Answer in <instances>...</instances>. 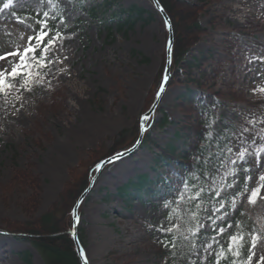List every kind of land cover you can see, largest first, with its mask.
I'll return each mask as SVG.
<instances>
[{"label":"rangeland","instance_id":"374dc122","mask_svg":"<svg viewBox=\"0 0 264 264\" xmlns=\"http://www.w3.org/2000/svg\"><path fill=\"white\" fill-rule=\"evenodd\" d=\"M119 1L124 8L143 7L151 12L152 20L147 23L139 20L133 29L116 30L109 37L105 25L92 19L86 11L102 0H85L84 5H80L79 0H59L51 5L39 4V0H15L11 8L0 12V52L10 50L11 43L18 42L20 34L25 37L31 34L18 19L27 18L26 22L37 28L34 20L39 19L38 14L43 11L58 18L56 27L65 37L58 44L57 52L63 63L44 69L43 82L31 84V91L13 92L7 100L0 96V226L9 221H33L50 211H54L57 218H64L63 205L67 202L64 191L66 185L74 181V172L81 163L100 148H112L122 130L133 129L154 103L159 88L154 85L155 79L168 40L167 25L152 0ZM6 2L0 0V8ZM208 2L199 12V21L206 31L186 59L210 57L204 64L212 71L208 74L210 77H204L203 83L198 85L189 81L187 71L181 68L149 122L145 133V138L149 139L131 155L107 164L98 174L80 204L77 224L88 264L167 262L168 258L160 253L162 244L158 242L167 233L158 229L162 223L169 224L165 219L168 208L164 205L177 199V174L183 168L175 162L174 156H170V166L154 161L169 143L186 149L195 143V133L189 126L196 123L197 113L188 106L193 105L191 100L198 95L187 97L188 89L205 96L213 94L217 99L207 134L211 139L220 134L225 125H232L239 142L252 145L248 148L247 164L236 158L237 163L227 171L218 187L223 186L219 197L232 195L245 184L249 189L254 187L253 182H245L244 177L253 175L255 180L262 170L254 167L256 158L251 153L264 145L261 139L264 93L254 91L264 87V60L255 59L264 57V0ZM60 20H66L67 27ZM5 66L6 62L0 61V68ZM192 73L197 75H193L194 78L199 77V73ZM165 116L168 123L159 126ZM244 128L252 131L243 132ZM140 133L141 130L138 137ZM131 139L128 137L119 145L121 150L117 153L130 148L136 141L129 145ZM261 160L264 161V153ZM243 167L252 172L245 173ZM234 168L240 169L235 177L228 174ZM18 170L37 175L41 182L39 188L35 189L32 184L24 188L18 183L12 185L11 180ZM141 175H147L152 183L135 188L133 184ZM233 182L237 187L226 186ZM127 184H131L128 194L121 195L120 188ZM36 193L39 205L33 213L28 199ZM235 200L238 204L244 201L238 211H233L232 204L229 209L227 204L220 207L219 214L208 209V216L201 221L204 225L201 231H210L216 224L232 223L233 227L224 236H217V240L222 243L229 233L242 230L248 249L247 234L259 233L261 239L253 250L256 255L251 262L257 264L264 255V199H259L255 205L248 204L241 196H236ZM225 212L230 216L222 221L219 217ZM211 244L213 248L214 243ZM26 251L31 254L33 264H45L29 240L0 233V264H26L23 258ZM212 255L213 252H204V264H211Z\"/></svg>","mask_w":264,"mask_h":264},{"label":"trees","instance_id":"16d2710c","mask_svg":"<svg viewBox=\"0 0 264 264\" xmlns=\"http://www.w3.org/2000/svg\"><path fill=\"white\" fill-rule=\"evenodd\" d=\"M85 0H79L80 5H84ZM210 0H197V2H191L189 0H159V4L162 6L164 11L170 18L174 36V42L171 49V81L178 75L181 68H185L188 74L189 81L191 80L195 84L201 85L204 77H210L207 66L204 64L210 59L207 56L194 57L192 59H186L187 53L193 47V45L200 39L201 35L206 29L201 25L199 21L200 10L207 5ZM87 13L92 19H98L100 24L105 25L109 30V37H112L114 31H125L133 29L139 20H143L145 23L152 20L151 12L147 11L143 7L133 5L129 8H124L119 0H102L100 4L92 5L86 8ZM59 14V13H58ZM146 15V16H145ZM60 14L58 15V17ZM52 23H50V27ZM166 50L162 66L155 79V86L159 87L165 66H166ZM145 61L148 60L146 57L143 58ZM193 72L199 73V77L194 78ZM212 77V76H211ZM170 81V83H171ZM169 83V84H170ZM196 96L194 99H190L193 105L188 106L189 110H195L197 113L196 123L190 125V130L195 133V143L191 145L190 149L176 147L175 144L169 143L168 147L164 149V152L156 155L155 163L161 165L171 164L170 156H174L175 162L180 163L183 170L177 174V182L179 184L176 189L177 192H185L184 184L188 182L190 185L197 187H203L205 191L201 194L202 200L189 201L185 199L180 203V219H174L177 224H182V231L191 227L196 223L192 219L191 213H198V220L201 223L205 216H208V209L214 213H220L221 205L218 201H223L227 204L229 209L231 207V201L235 199L237 189L232 195L226 197L215 196L214 192L223 183L227 171L231 168L232 164L230 160L236 159V152L244 147L252 148L250 144H244L239 142V138L234 134V128L232 125H225L224 130L220 134L216 135L214 139H211L207 135L211 130V120L214 117V112L217 107V99L213 94L203 95L196 93L193 89L187 90V97ZM168 123V118L165 116L159 126H164ZM158 126V125H157ZM141 130L140 121L137 120L135 126L131 130H122L118 140L114 143L112 148L104 149L100 148L98 151H94L91 154V158L82 162L78 169L74 172V181L66 185L64 198L67 202L63 205L64 218H57L54 211L47 212L35 218L33 221H27L21 223L20 221L7 222L4 226H0V233L9 234L17 239L29 240L31 244L37 249L42 256L45 264H83L77 248L71 234V228L73 226V214L72 209L80 194L87 188L89 182L93 177V170L97 168V165L107 157H110L117 153L119 145L131 137V143L138 139L139 131ZM137 135V136H136ZM177 136L179 133L176 134ZM191 136L189 133L187 134ZM136 136L135 139L133 137ZM149 137L145 138V141ZM228 148L232 151L229 152ZM188 164V165H187ZM78 172V173H77ZM181 174V176L179 175ZM179 177V178H178ZM19 184L20 187L34 186L35 189L39 188L40 180L37 175L33 173H26L24 170H18L11 180V184ZM133 183V182H131ZM152 183L147 175H141L138 177L137 183H134L135 188ZM244 185V182H243ZM131 184H127L120 188L119 193L124 195L128 194L127 188ZM211 186V190H210ZM197 187H190L186 192V196H191L192 193L197 191ZM31 211L34 213L39 205L38 194L30 195L28 202ZM177 199L173 202L172 208H175ZM33 203V204H32ZM199 205V207H197ZM219 209V211H217ZM30 211V212H31ZM171 209L168 208V215ZM217 226H226L218 225ZM171 233H167L163 236L162 241L166 237H171ZM179 239L176 241L179 247L174 250L175 255H170L169 250L165 247H161V254L168 258L165 264H187L189 258L196 261V264H204L202 256L204 250L200 245H206L212 243L211 237L216 236L217 233L213 230L200 231L195 244L197 245L195 251L190 250L188 247V241L183 240L180 232L176 233ZM227 236L221 243L227 248L228 241ZM82 242V238L80 237ZM213 250L218 249V245L213 244ZM241 255L238 258H234L230 253H226L227 259H222L221 264H230L232 259L238 261H246L248 257V246L244 241L243 247L240 249ZM198 253V255H197ZM30 253L28 251L23 253V258L26 264H33L30 260ZM211 264H214V253L212 255Z\"/></svg>","mask_w":264,"mask_h":264},{"label":"snow or ice","instance_id":"6c2138e0","mask_svg":"<svg viewBox=\"0 0 264 264\" xmlns=\"http://www.w3.org/2000/svg\"><path fill=\"white\" fill-rule=\"evenodd\" d=\"M58 3L59 0H39V4H54ZM158 4L159 0H155ZM15 3V0H7L6 3L3 4V7L0 8V12L5 9L11 8ZM162 10V9H161ZM40 16L39 19L34 20V23L38 25L37 28H33L32 24H28L27 18L18 19V23L24 25L27 32L31 33L25 37L24 34H20L18 37V42L13 41L11 43L10 50H5L0 52V61L6 62V66L0 68V96H2L5 100L7 97L11 95L13 92H18V90H26L31 91L30 85L33 83H40L44 80V75H42V71L49 66H54L57 63H63V60L57 56V52L59 51L58 44L62 43L65 39L64 33L60 31L56 27L57 17L55 15H50L49 12L43 11L42 14H38ZM13 16H16V13H13ZM50 22H52V26L50 27ZM61 24L64 27H67L66 20H60ZM165 24H168V21H165ZM170 27V25H169ZM12 33L9 32L8 36L11 37ZM66 59V57L64 58ZM255 59L264 60V57H256ZM251 62V61H250ZM10 65V66H9ZM47 73H45L46 75ZM254 91H258L260 93H264V87L255 89ZM17 99L19 96L17 95ZM145 121H148L149 116L145 115L143 117ZM264 122V121H262ZM251 124H255V121H249ZM252 129L244 128L243 132H250ZM261 133H264V129L261 130ZM259 135V133H258ZM261 139L264 140V135H261ZM252 143L255 144V140H252ZM228 151L231 152L232 149L228 148ZM264 153V145L258 146L256 150L251 153L256 159L254 160V167L258 169H262L258 175H256L255 180L253 179V175H247L244 177L245 182L252 181L254 187L248 188L245 184V187L240 188L236 195L243 197L246 199L247 203L250 205H255L259 199H264V195H262V190H264V161L261 160V154ZM119 155V154H118ZM247 155H249L248 148L244 147L241 150L236 152L237 160L243 161L244 164H247ZM237 160H230V163L235 165ZM97 167H101V165H97ZM240 169L234 168L229 171V175L235 177ZM243 171L245 173L252 172V169L248 167H243ZM229 188L237 187L236 183H227L226 185ZM190 187H197L195 185H190L188 182H185L184 189L185 192ZM211 190V186H210ZM223 190V186L215 190L214 195L220 196L221 191ZM205 189L201 187H197V191L192 193L191 196H186L185 192H179L177 196V201L175 204V208H172L173 202H165V207L170 208L171 211L169 215L165 218L169 221L168 225L161 224L159 226V231L164 233H171V237H166L164 241H158L162 244L163 247L169 250L170 255H175V251L179 245L177 244V240L179 237L176 236L177 232H180L183 240L188 241V247L190 250L195 251L197 245L194 243L200 234L201 229L204 227L198 220V213L192 212L191 217L196 221L191 227L184 229L182 231V224H177L174 222V219H180V203L185 199L189 201H199L202 200V193ZM243 200L238 202L233 199L231 204L233 206V211H238L239 208L243 206ZM221 207L224 206L223 201H218ZM199 207V205H197ZM219 211V209H217ZM242 214V213H241ZM230 216V213L225 212L223 216L219 217L220 220L226 221ZM211 220L212 217L209 216ZM239 222H237L238 224ZM232 223H227L226 226H217L212 230L217 233L218 236H224V234L228 231V229L232 228ZM250 238V247L248 249L249 255L246 261H238L237 259H232L230 264H251L253 257L256 255L255 251H253L261 237L259 233H248ZM212 243L218 245L217 250H213L212 244L200 245L203 248L204 252H213L215 259L214 264H221L222 259H227L226 253H230L232 257L238 258L241 255L240 249L243 247L245 241V233L240 230L235 233H229L227 236L228 245L225 249L224 245L220 243L219 240L216 239V236L211 237ZM198 255V253H197ZM206 261L208 259L207 256L203 257ZM85 264H88L87 257H84ZM173 264H176V261H173ZM187 264H196V261H193L189 258ZM257 264H264V255L260 256Z\"/></svg>","mask_w":264,"mask_h":264},{"label":"water","instance_id":"95a60500","mask_svg":"<svg viewBox=\"0 0 264 264\" xmlns=\"http://www.w3.org/2000/svg\"><path fill=\"white\" fill-rule=\"evenodd\" d=\"M157 10L162 14L163 18L165 21H168V28H169V36H168V45H167V62H166V67H165V71H164V75H163V80L162 83L159 87V90L157 92V98L154 101V103L152 104V106L150 107V109L148 111H146L142 117H141V133L139 138L137 139V141L135 142V144L122 151L119 152L115 155H112L108 158H106L105 160H103L102 162H100L99 165H101V167H99L96 171V174L93 176L90 185L88 186V188L81 194L80 198L78 199L75 207L73 208V230H72V235L74 238V242L77 248V252L79 254V257L82 261L83 264H85V260H84V251H83V246L81 244L79 235H78V231H77V224H78V217H79V207L80 204L85 200L86 195L88 194V192L90 191V189L92 188L93 184L95 183V180L98 176V174L105 168V166L113 161H116L118 159H121L125 156H129L131 153H133L135 150H137V148L140 146V144L143 141L144 135H145V131L147 129V124L148 121H145L143 119V117L145 115L149 116V118H151V116L153 115V113L156 111V108L159 106L160 101L162 99V96L165 92V90L168 87L169 81L171 79V48L174 42V36H173V31H172V26H171V21L167 15V13L163 10V8L161 7V5L155 2V0H153ZM162 9V10H161ZM170 25V27H169ZM119 154V155H118Z\"/></svg>","mask_w":264,"mask_h":264}]
</instances>
